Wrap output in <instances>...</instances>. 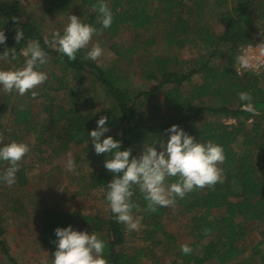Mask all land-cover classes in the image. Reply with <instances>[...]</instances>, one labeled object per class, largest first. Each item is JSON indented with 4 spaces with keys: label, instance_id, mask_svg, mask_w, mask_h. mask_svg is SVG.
Here are the masks:
<instances>
[{
    "label": "trees",
    "instance_id": "trees-1",
    "mask_svg": "<svg viewBox=\"0 0 264 264\" xmlns=\"http://www.w3.org/2000/svg\"><path fill=\"white\" fill-rule=\"evenodd\" d=\"M190 1L193 3L192 9L185 13L180 0H104L113 13V23L101 35L116 37L124 26L133 30L151 28L162 15L168 45L182 47L187 41L185 36L192 28L196 43L204 51L193 63L185 64L188 67L185 71L175 70L174 66L177 65L172 68L169 59L152 57L146 64L147 71L141 72L142 79L152 86L134 91L112 69L100 68L93 61L84 59L81 51L74 61L62 57L56 48L44 43L46 39L37 25L30 24L19 15L16 0H0V30L8 37L7 47H15L17 55H20V49L26 46L27 41L38 40L47 54V60L51 59L59 68L57 88L45 85L48 92L41 96L47 102L42 110L48 116L47 125L35 122L32 112L24 107H13L10 114L13 122L24 126L37 144H55L62 151L73 147L80 149L90 168L86 187L98 188L103 192L112 177L103 167L105 154H95L88 138V131L96 127V120L101 115L109 117L110 130L106 135L122 140V148H131L133 155L137 156L143 144L164 141L168 136L166 129L173 124L179 125L197 141H213L222 145L225 161L220 165L221 181L211 187L194 189L174 205L190 215L189 228L193 241L189 245L192 249L190 254H183L173 236L163 231L161 219L167 216L169 207L148 211L146 201L137 189L134 190L133 201L139 211L134 208L133 213L143 218L141 225L145 227V241L150 245L160 244L162 241L156 238L161 233L166 247L175 250L170 264H264V230L260 234L261 241L247 258L243 257L244 248L241 246L248 235V224L264 226V164L256 167L254 163L256 155L264 154V88L261 85L264 83V72L238 74L235 70L238 47L248 44L254 31L253 13L257 12L264 22V0H213L216 10L211 13L205 12L204 0ZM45 2L50 12L55 8L63 10L67 0ZM99 2L81 0L80 5L81 9L88 11L83 22L92 24L98 30L99 13L95 6ZM215 19L220 20L218 31L210 26L211 23L199 22H213ZM17 29L24 32L18 44L15 41ZM152 43L149 40L145 44ZM4 47L0 45V52L4 51ZM115 53L121 54L119 50H115ZM219 54H222L223 62L218 67H211L210 60ZM195 75L200 76L201 83L182 91V87ZM66 77L76 84L91 77L105 97L111 99V107L107 111L103 108L97 111L96 93L82 86H76L74 94L69 96L81 111L56 103L52 92L65 89ZM164 88L167 90L162 91ZM240 91L251 94L255 113L241 109L238 100ZM158 93L164 98L166 108L177 110L161 125L151 124L148 120V111H159L156 101ZM145 103L149 106L148 111L143 108ZM204 113L214 115L216 120L197 125L192 123ZM222 119L235 123L225 124ZM9 139L14 140L12 137ZM157 145L159 143L153 146ZM5 167L6 162L0 164V171ZM18 176V185H24L25 175L18 172ZM171 180L174 182L175 178ZM219 210L223 212L216 216L215 212ZM40 213L38 241L50 254L54 251L53 230L71 224L77 230L94 231L106 241L104 255L108 264H144L143 250H136L133 254L124 251L126 227L117 223L109 210L106 217L65 214L53 210H42ZM1 224L0 220V252L8 262L16 264L1 239L4 233Z\"/></svg>",
    "mask_w": 264,
    "mask_h": 264
},
{
    "label": "rangeland",
    "instance_id": "rangeland-1",
    "mask_svg": "<svg viewBox=\"0 0 264 264\" xmlns=\"http://www.w3.org/2000/svg\"><path fill=\"white\" fill-rule=\"evenodd\" d=\"M19 3V15L30 24L37 25L40 33L49 41L52 40L53 31L62 33L64 26L68 22L69 15L80 17L82 22L88 16V11L81 9V0H67L63 10L59 8L52 9L49 12V5L45 0H16ZM178 1V0H177ZM183 2V11L188 13L192 9L193 3L190 0H180ZM205 1V12L211 13L216 10L213 0ZM207 16H212L207 14ZM255 22L254 31L250 34V42L244 46L238 47L241 54L243 49L250 53L259 54L258 44L264 43V22L261 21L257 12L253 13ZM160 15L154 25L147 29L133 30L124 26L122 32L116 36L93 35L88 48L99 42L103 49V54L98 61H93L96 66L103 69H112L115 75L122 78L124 84L131 90L150 88L152 85L144 81L141 72L147 71L146 64L152 57L158 56L163 59L171 60V67L178 71H185L188 67L185 65L193 63L199 57V53L204 52L203 48L195 41L191 33L185 36L186 43L182 47L168 45L165 41V22ZM216 20V19H215ZM210 24L213 29L218 31L220 20L216 21H199ZM193 25V24H192ZM217 26V27H216ZM195 27V26H192ZM152 41L146 45L147 41ZM51 48H55L49 44ZM241 49V51H240ZM120 51V55L115 53ZM87 48L82 49L83 57L86 55ZM17 61L5 62L0 60V69H14L23 66L25 57L17 55ZM264 57H261V60ZM223 62L222 54L217 55L210 60L211 67H218ZM40 71L47 73V80L38 85L32 91L37 95L33 97L30 92L19 95L16 92L6 93L0 91V144H7L11 141L23 142L29 145L30 152L24 157L20 173L25 175L26 183H20V177L16 178L13 185L0 183V220L4 228L1 239L5 242L9 254L14 258L16 264H51L50 252L41 246L38 241L39 222L42 210H53L65 214L74 213L86 216L106 217L108 205L104 200V192L100 189H88L86 187V177L89 174V166L86 165L87 158L84 159L80 154V149L70 148L62 151L55 144H37L34 136L28 134L24 126H19L13 122L10 109L13 107H24L32 112L33 120L37 123H49L47 115L42 112L47 104L41 96L47 93L45 85L57 88L56 78L59 76L58 65L47 60L45 65L40 66ZM235 70H244L236 62ZM242 72V71H240ZM262 74V73H260ZM200 76L195 75L188 84L182 87V91L188 90L190 86L200 84ZM78 84V83H77ZM71 82L70 78H65V89L52 92L56 103L63 107L70 106L81 111L79 105L74 103L72 97L78 87H86L91 93H96L98 102L97 111L101 108L106 111L111 107L112 101L106 98L98 84L92 81V78H86L82 83L77 85ZM264 88V83L261 84ZM167 90L164 88L162 91ZM90 93V94H91ZM157 105L158 112H149V106L145 103L144 110H147L148 120L151 124L161 125L168 121L177 110L165 107L164 98L158 93ZM209 104V100L207 101ZM216 120V117L210 113H204L197 117L192 123L197 125L205 121ZM225 124H234L230 119H222ZM9 137L14 138L10 140ZM168 138V136H167ZM167 138L164 142H167ZM160 145L156 148L159 150ZM79 153V155H77ZM138 155L140 152L137 153ZM72 158L76 164V173L69 172L65 166L67 159ZM255 166L259 167L264 164V154L255 156ZM223 210L215 212L216 216L221 215ZM163 231L173 236L177 245L193 242L190 236V215L177 206L169 207L167 216L161 219ZM248 226V235L241 246L244 248V258H247L252 249L261 241V232L264 230L263 225L250 223ZM141 225L137 231H128L126 229V244L124 251L133 254L136 250H143L144 264H170L174 259L175 250L166 247V242L158 233L157 238L162 243L150 245L144 240ZM142 231V233H141ZM155 239V240H156ZM0 264H11L0 252Z\"/></svg>",
    "mask_w": 264,
    "mask_h": 264
},
{
    "label": "clouds",
    "instance_id": "clouds-1",
    "mask_svg": "<svg viewBox=\"0 0 264 264\" xmlns=\"http://www.w3.org/2000/svg\"><path fill=\"white\" fill-rule=\"evenodd\" d=\"M96 7L99 13V30L92 24L82 22L80 17L69 15L63 32L53 31L52 40H45L51 44L62 57L69 61L77 58V53L87 48L84 59L98 61L103 54L99 42L88 48L93 35H101L113 23V13L104 0H100ZM24 32L16 30L15 41L20 43ZM8 37L0 30V45L4 51L0 52V60L5 62L17 61L15 47L6 45ZM259 54L243 50L236 57L241 69L252 66L259 67L261 57H264V43L258 44ZM21 56L25 57L22 67L14 69H0V91L16 92L24 95L30 92L37 95L35 89L47 80V73L39 68L47 63V54L41 47L40 41H27L26 46L20 49ZM249 92L240 91L238 100L241 109L255 113ZM109 117L101 115L96 120V127L88 131L89 144L95 154H105L104 169L111 174L104 192V200L108 210L117 223L124 224L128 231H137L141 227L142 217L135 216L133 209L139 211L133 201L134 190L142 194L147 204V210L155 212L157 208L170 207L178 199L194 189L211 187L222 179V165L225 154L222 145L213 141H197L179 125L173 124L166 132L167 142L163 140L143 144L140 154L133 155L131 148H122V140L116 139L109 132ZM119 136L120 133H117ZM159 143V150L154 144ZM30 152L28 144L11 141L0 144V164L7 167L0 171V183L13 185L16 183L17 173L22 161ZM67 170L76 173V164L72 158L67 159ZM171 178H175L174 182ZM54 251L51 253V264H108L105 258L106 241L94 231L77 230L71 224L65 227H56L54 230ZM180 251L187 255L192 249L187 244L180 245Z\"/></svg>",
    "mask_w": 264,
    "mask_h": 264
},
{
    "label": "built area",
    "instance_id": "built-area-1",
    "mask_svg": "<svg viewBox=\"0 0 264 264\" xmlns=\"http://www.w3.org/2000/svg\"><path fill=\"white\" fill-rule=\"evenodd\" d=\"M243 50H245V49H243ZM240 51H241V49H240ZM236 71H237L238 74L244 73V72H250V73H254V74L263 73L264 72V60L263 59L261 60V64H260L259 67L254 65V66H252V67H250L248 69L236 70ZM240 71H242V72H240Z\"/></svg>",
    "mask_w": 264,
    "mask_h": 264
}]
</instances>
